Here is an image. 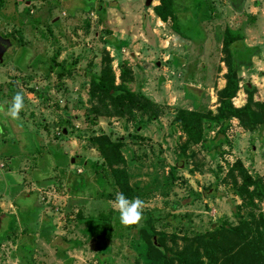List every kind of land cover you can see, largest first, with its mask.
<instances>
[{"label":"rangeland","instance_id":"374dc122","mask_svg":"<svg viewBox=\"0 0 264 264\" xmlns=\"http://www.w3.org/2000/svg\"><path fill=\"white\" fill-rule=\"evenodd\" d=\"M158 4L4 1L0 34L11 46L0 60V105L6 111L19 92L24 108L19 119L0 113V264H160L140 229L163 232L166 247L190 264H211L195 237L220 230L219 223L236 227L237 213L252 212L254 221L264 214V200H241L228 176L239 159L264 182V126L243 136L233 119L206 122L203 143L184 162L178 147L185 138L167 110L141 129L137 117L91 96L90 73H99L105 49L116 85L123 63L131 92L163 108L215 112L226 73L218 36L231 28L257 49L253 70L242 67L239 76L264 99V0H173L166 23L152 11ZM100 135L127 139L121 152L129 183L144 201L136 225L121 224L111 203L119 192L88 141ZM75 182L85 186L71 195ZM221 234L238 255L243 240Z\"/></svg>","mask_w":264,"mask_h":264},{"label":"trees","instance_id":"16d2710c","mask_svg":"<svg viewBox=\"0 0 264 264\" xmlns=\"http://www.w3.org/2000/svg\"><path fill=\"white\" fill-rule=\"evenodd\" d=\"M4 1L0 0V10L4 7ZM152 11L161 22L166 23L173 17V0H159V4L154 6ZM172 28L176 33H180L174 25ZM218 37L219 43H221V62L226 66V73L224 74V86L216 90L217 106L215 112L211 110L201 112L194 109L163 108L151 101L144 93L131 92L126 86V83L132 79L131 72L128 66L123 63L120 65V84L116 85L115 73L111 66L112 58L105 49L102 51L99 73H90L91 96L100 99L102 104L108 103L107 107L113 111L116 110L123 115H129L131 120L137 117V127H141V129H144L152 120H156L162 114L161 110H167L166 114L170 118V124L177 127L185 138L178 147L184 162H188L190 159L188 151L203 143L204 124L206 122L222 124L235 119L243 130L254 132L257 127L264 126V100L255 99L257 90L254 86L248 83L241 86L242 79L239 76V70L242 67L249 68L251 66V58L256 54L257 49L247 47L243 35L231 28H225L221 36ZM117 43L118 47L122 46L121 42ZM241 51L246 54V57H239L240 54H236ZM241 88L246 95V102L242 107H235L233 99ZM88 141L91 148L100 154L104 165L110 170L112 182L118 192L124 193L128 199H133L136 193L129 183L125 158L121 152V148L125 146L127 139L124 137L111 139L109 136L100 135L90 137ZM63 158L67 159L66 156ZM181 163L183 164L182 161ZM228 176L232 182V192L238 198L252 200L253 197L258 196L264 200L263 179L257 175H252L239 159L230 166ZM84 186L81 182H75L71 195H76ZM75 202L78 201H73V203ZM236 216L238 219L236 227L219 223L220 230L207 233L202 237H195L193 243L203 246L204 254L211 264H264V214H259L257 221H254L255 215L252 212L247 215L237 213ZM248 218L253 220L248 221ZM99 219L105 220L101 214ZM108 224L110 227V218H108ZM219 231L222 233L226 231L243 240V246L238 251V255L224 244V234ZM140 233L143 234L147 242L148 256L155 258L158 263L190 264L185 255L174 253L166 247V235L163 232L140 229ZM251 235L252 239H250ZM194 252L196 253V251ZM221 258L223 261L218 262ZM192 264H203V262Z\"/></svg>","mask_w":264,"mask_h":264},{"label":"clouds","instance_id":"9594fccd","mask_svg":"<svg viewBox=\"0 0 264 264\" xmlns=\"http://www.w3.org/2000/svg\"><path fill=\"white\" fill-rule=\"evenodd\" d=\"M24 108L23 95L17 92L12 100L10 107L5 111V107L0 105V113H5L12 119H19V113ZM113 208L119 213L120 223L125 226L138 224L143 218L144 201L139 197L128 199L124 193L116 194L115 200L111 202Z\"/></svg>","mask_w":264,"mask_h":264},{"label":"crops","instance_id":"0c3cea01","mask_svg":"<svg viewBox=\"0 0 264 264\" xmlns=\"http://www.w3.org/2000/svg\"><path fill=\"white\" fill-rule=\"evenodd\" d=\"M244 41H245V39H244ZM247 46V45H246ZM254 57H257V55L255 54V55H253L252 56V58H251V66H250V69L251 70H253V66H254V62H253V59H254ZM202 66L203 67H201L203 70H209L207 67H206V65L203 63L202 64ZM247 69V71H249L250 69L249 68H246ZM242 76L243 75H240V77L242 78ZM223 81H222V83H218V89H221L223 86H224V84H225V81H224V79H222ZM242 84H245L244 83V81H242L241 82V86H242ZM255 88H256V90H257V93L259 94V95H261L262 93H263V91H260V89H259V87L257 86V85H255ZM258 100H264V99H258ZM245 102H246V95H245V93H244V91H243V89L241 88L239 91H238V93H237V95H236V97L233 99V105L235 106V107H242L244 104H245ZM234 121L236 122V126H238V129H240L241 131H242V135L243 136H246L249 132H247V131H245V130H243L241 127H240V125H239V123H238V121L237 120H235L234 119Z\"/></svg>","mask_w":264,"mask_h":264},{"label":"water","instance_id":"95a60500","mask_svg":"<svg viewBox=\"0 0 264 264\" xmlns=\"http://www.w3.org/2000/svg\"><path fill=\"white\" fill-rule=\"evenodd\" d=\"M147 5L152 3V0H145ZM11 46V41L8 38L2 37L0 34V60L3 58L4 54L6 53L7 49ZM73 163V160L71 161Z\"/></svg>","mask_w":264,"mask_h":264},{"label":"flooded vegetation","instance_id":"af4514ba","mask_svg":"<svg viewBox=\"0 0 264 264\" xmlns=\"http://www.w3.org/2000/svg\"><path fill=\"white\" fill-rule=\"evenodd\" d=\"M4 38H6V37H4Z\"/></svg>","mask_w":264,"mask_h":264}]
</instances>
